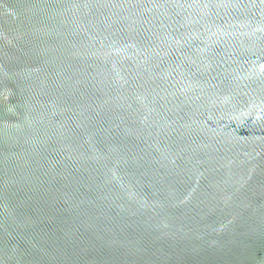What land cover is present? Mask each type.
<instances>
[{"label":"water","instance_id":"obj_1","mask_svg":"<svg viewBox=\"0 0 264 264\" xmlns=\"http://www.w3.org/2000/svg\"><path fill=\"white\" fill-rule=\"evenodd\" d=\"M0 264H264V0H0Z\"/></svg>","mask_w":264,"mask_h":264}]
</instances>
